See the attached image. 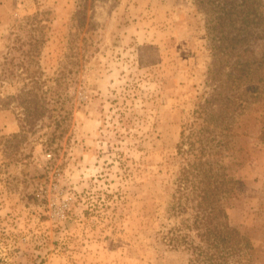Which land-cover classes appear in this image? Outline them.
<instances>
[{
    "label": "rangeland",
    "instance_id": "rangeland-1",
    "mask_svg": "<svg viewBox=\"0 0 264 264\" xmlns=\"http://www.w3.org/2000/svg\"><path fill=\"white\" fill-rule=\"evenodd\" d=\"M257 3L0 0V264H264Z\"/></svg>",
    "mask_w": 264,
    "mask_h": 264
},
{
    "label": "trees",
    "instance_id": "trees-1",
    "mask_svg": "<svg viewBox=\"0 0 264 264\" xmlns=\"http://www.w3.org/2000/svg\"><path fill=\"white\" fill-rule=\"evenodd\" d=\"M211 1V3L217 2L218 4H216V6H219V3H221L220 9H222V11L224 12V14H230V12H232L234 14V18H228L230 24H235L238 22H241V25L246 24V25H250L251 26V21H254L255 17H257L260 13V7H259V3H257V0H243L241 3L245 4V6L243 8L240 7L241 4H239L240 8H237V5L231 2H228L227 0H209ZM251 1V3L248 5V2ZM252 11V17L249 18V16H247V18H243L244 14L246 12ZM223 17L220 15V18ZM201 139V138H199ZM193 145V142H190ZM224 181L223 184L222 182L220 183L219 187H222L224 185L223 191L222 193L225 195L227 194L230 189H228V179H226V175L224 176ZM210 192V193H209ZM209 192L206 194V196H203V199L205 201H211V195L214 196L213 190H209ZM219 193H221L219 191ZM215 211H217L220 215L222 216H218L221 220H220V226L219 228H217V225H213L212 222L209 220L208 223L211 226L206 227V235H210L212 234L213 237H218L220 236V238L222 239L221 241L224 242H232L233 245H238L239 250L244 251L245 247L248 246V239H246L241 233L240 231L236 228L233 227L227 220V214L225 209L219 206H216ZM213 213L212 208L211 210L208 211V213L206 214L207 218H212L211 214ZM198 217V216H197ZM210 233V234H209ZM219 233V234H218ZM233 239V240H232ZM240 251V252H241Z\"/></svg>",
    "mask_w": 264,
    "mask_h": 264
}]
</instances>
